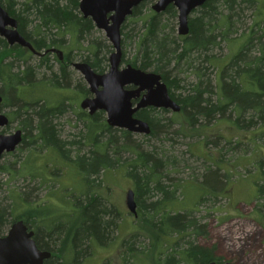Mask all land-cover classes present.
<instances>
[{
  "label": "trees",
  "instance_id": "16d2710c",
  "mask_svg": "<svg viewBox=\"0 0 264 264\" xmlns=\"http://www.w3.org/2000/svg\"><path fill=\"white\" fill-rule=\"evenodd\" d=\"M151 3L154 0L135 8L122 27L123 65L131 64L159 74L172 99L181 106V112L170 118L165 115L171 113L168 110L148 109L135 115L151 126V134L142 140L146 141V149L144 143L134 140L137 134L110 127L104 112L90 115L78 105L80 99L92 95L83 80L74 79L73 63L79 57L78 62L88 63L95 72L104 74L109 71L114 51L113 46L95 37L99 31L92 19L81 14L80 0H0V5L17 20L19 32L34 49L10 46L0 37V94L4 98L0 113L9 110L7 128L18 122V130L23 131L19 151L28 150L18 169L0 165V170L42 187L48 179L47 166H36L38 158L34 152H56L64 164L78 169L88 188L77 201L63 200L72 206L76 204L75 213L54 211L67 217L65 224L60 222V216L45 222L48 203L30 201L33 189L11 190L0 201V237L8 232H3L4 227L9 225V229L17 221H24L30 228L41 225L42 241L37 237V245L55 254L44 264H82L93 238L104 244L111 240L119 228L118 215L113 206L96 196L95 189L104 184L109 171L119 168L134 181L138 217L152 237L150 248L139 251L138 255L158 252L155 264L226 262L216 256L214 249L195 241L205 234L206 228L193 215L195 207L212 198H201L189 210L177 209L182 204L184 181L175 182L164 173L169 172V167L175 168L178 159L148 142L173 146L176 137H193L187 130L197 132L227 115H237L234 122L238 124L248 120L250 128L264 118V4L260 0H209L189 18V35L175 36L177 9L170 5L157 14L152 6L144 14L143 8ZM246 11L252 12L256 18L254 23L233 37L238 33V24H245ZM133 24L138 38L136 54L132 60H126L123 36H129L124 31ZM223 43H227L230 54H235L227 64L220 65L226 57L219 59L214 52L218 50L220 55ZM211 68L220 72L215 80L211 78ZM186 70L195 77L185 76ZM72 86L79 90L77 99L72 96L75 94ZM67 114L74 116L78 132L64 138L60 120ZM216 137L218 141L224 139L220 135ZM207 139L206 145L219 146L214 137L211 142ZM227 142L232 145V141ZM240 145L228 149L237 150ZM126 154H129L127 158ZM54 160L52 173L60 171L59 166L63 165L57 158ZM215 171L208 169L202 182L209 186L208 175ZM164 177L170 183L164 182ZM222 177L224 182L226 178ZM256 200L264 202V178ZM2 201L7 203L4 205ZM256 214L259 223L264 224V213L257 211ZM73 216H78L77 221H73ZM174 235L180 236L174 244L163 240ZM140 237L137 234L124 243L126 251L121 264L142 263L135 254L136 239ZM68 243L72 244L73 261L69 258Z\"/></svg>",
  "mask_w": 264,
  "mask_h": 264
},
{
  "label": "rangeland",
  "instance_id": "374dc122",
  "mask_svg": "<svg viewBox=\"0 0 264 264\" xmlns=\"http://www.w3.org/2000/svg\"><path fill=\"white\" fill-rule=\"evenodd\" d=\"M260 1L264 4V0ZM153 4L151 3L143 8L144 14L148 12ZM262 11V14H264V9ZM253 16L252 12L246 11L245 24H238V33L231 36H238L246 28H250L256 19ZM141 24L142 22L138 23V25ZM135 26V24L130 25L124 31L129 34L128 37L123 36L126 60H132L136 54V42L138 38L135 37V33L137 32V30L134 31ZM98 31L99 33H96L95 37L111 45L105 32ZM174 32L175 36H179L178 17L176 18ZM84 46H87L86 41ZM214 54L218 55L219 59L226 57L220 63V65H224V63L227 64L231 60L235 53L230 54L227 43H223L220 55L218 50ZM78 61H80L79 57L75 62ZM124 66L126 65L124 64ZM72 70L75 72L74 79L83 80V84L88 87L83 76L74 68ZM210 71L212 72L211 78L213 80L217 79L218 75H220V72H215V68H211ZM181 76L184 77V75ZM185 76L189 79L195 77L188 70H186ZM72 89L75 91V94H72V96L77 99L79 90L75 86H72ZM40 92L42 93V91ZM56 94L62 95L61 93ZM81 102L82 99H80L78 105ZM76 107L78 108V106ZM8 111L5 109L3 113L6 114ZM173 114L171 112L165 115L170 118ZM236 116L227 115L205 128H200L197 132L187 130V134L189 136L192 134L193 137H176L173 146L170 145L171 143L162 146L157 141H149L148 143L160 146L159 148L167 151L168 156H175L178 159L177 166L175 168L169 167V172L164 173V176L168 175L175 182L178 180L184 181L180 197L182 204L177 209L189 210L201 198H212L195 207L193 215L201 224L206 225L205 234L195 239L196 243L214 249L216 256L226 262H232L233 264H264V224H261L262 222L259 223L257 220L258 215L256 214L257 211H260L262 214L264 213V205L263 207L260 206L264 202L256 200L259 194L260 181L264 178V118L254 128H250L248 120L242 124L234 122ZM249 117L250 115L247 114L246 118ZM60 122L65 133L64 138H68L78 132V128L74 125L76 124L74 116L67 114ZM18 126V122H15L9 128L0 129V134H12L18 130ZM217 135L222 136L224 139L218 141ZM213 137L219 146L206 145L205 140L208 138L207 141L211 142ZM143 139L144 135L140 134L134 137V140H137V142L144 143L143 147L147 149L145 147L146 141L143 142ZM227 141H232V145H228ZM236 144L241 145L237 150L229 151L228 148H235ZM85 150L87 151V148ZM34 153V156L38 158L35 163L36 166H47V183L40 187L39 184L29 183L27 181L29 179L13 178L11 174L0 170V201L9 195L11 190L16 189L17 191H21V188H23L25 191L27 189V191H30L33 189L34 194L30 201H35L37 204L50 201L46 209V215L50 213L52 215L53 211L62 213V210H66L65 212L68 213L70 211L75 213L74 210H78L76 204L72 206L70 202L66 204L63 200L75 201L76 199L77 201L80 194L88 189L85 180L78 173V169L64 164L60 160V155L56 152L41 151ZM27 154L28 150L26 148L22 152L18 148L13 153L5 154L0 165L12 166L18 169L22 159ZM128 155L126 154L125 157L127 158ZM55 158L62 162L63 165L59 166L60 171L52 173L55 166ZM208 169L216 170L215 172H210L208 175L209 186L202 182L203 175ZM222 175L226 178L224 182ZM163 181L170 183L165 177ZM54 183L56 184L55 188L53 187ZM130 189H134V181L126 176V172L122 168L109 171L105 176L104 184L100 188L95 189V193L101 194L107 201L115 204L123 218L119 221V229L113 233V237L110 240L111 244L95 248V258L93 259L95 262L93 264H104L108 258H111L110 261H107L110 264H121L122 255L126 251L124 243L131 240L137 234H140L141 237L136 239V259L139 258L140 263L142 262L141 264H155L158 261V252L151 251L145 256L138 255L139 251L150 248L152 237L140 219H136L129 214L126 205V195ZM6 203L7 201H2V204L5 205ZM140 203L142 205L145 204L143 198H140ZM177 209L175 208V210ZM75 217L73 216V221H77ZM8 226L4 227L3 232L8 230ZM177 236L165 237L163 240L168 244H174ZM178 237L180 238V236ZM181 243L183 244V241ZM70 244L68 243L69 258L73 261L75 255L72 252V244ZM58 248L59 246H57ZM91 261L92 259L83 264H91Z\"/></svg>",
  "mask_w": 264,
  "mask_h": 264
},
{
  "label": "water",
  "instance_id": "95a60500",
  "mask_svg": "<svg viewBox=\"0 0 264 264\" xmlns=\"http://www.w3.org/2000/svg\"><path fill=\"white\" fill-rule=\"evenodd\" d=\"M149 0H80V12L85 18L92 19L97 30L104 31L113 46L109 71L99 74L85 62H74L91 93L80 103V108L90 115L102 111L110 127L126 130L133 134L149 136L151 126L135 115L143 109L155 108L180 113L181 106L172 99L168 86L162 77L154 72H145L131 64L123 65L122 27L132 16L135 8ZM209 0H156L153 11L160 14L173 5L178 11L179 35L188 36L189 18L195 10ZM0 37L10 46H19L33 51V45L18 30L17 20L0 5ZM133 86L135 89H127ZM137 105L134 100L141 96ZM0 94V108L3 105ZM10 119L0 113V129H6ZM23 142V131L0 134V162L5 154L17 151ZM126 205L131 215L138 217V204L134 189L126 195ZM35 232L29 230L24 221L12 224L7 234L0 237V264H44L53 255L50 251L39 249L34 239ZM209 264H217L211 262ZM223 264H233L225 262Z\"/></svg>",
  "mask_w": 264,
  "mask_h": 264
},
{
  "label": "flooded vegetation",
  "instance_id": "af4514ba",
  "mask_svg": "<svg viewBox=\"0 0 264 264\" xmlns=\"http://www.w3.org/2000/svg\"><path fill=\"white\" fill-rule=\"evenodd\" d=\"M155 1L156 0H154V4H155ZM153 4V5H154ZM62 58H63V55L61 56ZM127 89H135V87H133V86H130V87H128ZM143 94L144 93H141V96L139 97V98H137V99H135L133 102H134V104L135 105H137V103L140 101V98L143 96ZM84 99V98H83ZM82 99V100H83ZM148 109H155V108H146V109H143V110H148ZM143 110H140V111H143ZM156 110H162V109H156ZM139 111V112H140ZM96 194V196H98L100 199H102L103 201H105V202H107L108 204H110L111 206H113L114 208H115V211H116V214L118 215V219H119V221H120V211L116 208V206H115V204H113V203H111V202H109V201H107V199L104 197V196H102L101 194H99V193H95ZM80 196H81V194H80ZM79 196V197H80ZM47 201V200H46ZM47 203H48V206H49V203H50V201L48 200L47 201ZM66 210H64V212H65ZM51 214V213H50ZM50 214H48V215H46V217H44L45 218V222H47V221H49V220H53L54 218H56L55 216H60V218H61V221L60 222H62L63 224H65V222H68L67 221V217H64L62 214H56L54 211H53V214L52 215H50ZM130 214V213H129ZM131 215V214H130ZM61 216H63V217H61ZM131 216H134V215H131ZM134 218H139V217H135L134 216ZM43 221V220H42ZM119 221H118V223H119ZM119 226H120V223H119ZM40 227H41V225H39V228H30L29 227V230L31 231V230H33L34 232H35V236H34V239L36 240V238L37 237H39V240H41L42 238H41V236H40V234H39V232L41 231V229H40ZM10 229V228H9ZM8 229V230H9ZM119 229V228H118ZM7 234V233H6ZM5 234V235H6ZM3 237V236H2ZM42 241V240H41ZM36 243H37V240H36ZM109 244H111V241H109L108 243H106V244H104V243H101L97 238H93L92 239V241H91V246H90V251H89V253L86 255V256H84L83 257V260H82V264L83 263H85V262H89V260L90 259H92V261H91V264H93L94 262H95V260H93L94 258H95V256H94V251H95V248L96 247H101V246H103V245H109ZM40 249V248H39ZM45 251V250H44ZM55 254L53 253V255H52V257L50 258V259H48V260H51V259H53V256H54ZM121 259V258H120ZM48 260H46L45 262H47ZM111 260V258H108V259H106L105 260V263L104 264H106V263H109V262H107V261H110ZM44 262V263H45ZM89 264V263H88Z\"/></svg>",
  "mask_w": 264,
  "mask_h": 264
}]
</instances>
